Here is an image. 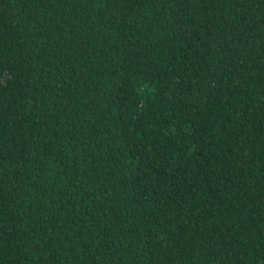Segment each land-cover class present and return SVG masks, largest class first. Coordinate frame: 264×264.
I'll return each instance as SVG.
<instances>
[{
    "label": "trees",
    "instance_id": "trees-1",
    "mask_svg": "<svg viewBox=\"0 0 264 264\" xmlns=\"http://www.w3.org/2000/svg\"><path fill=\"white\" fill-rule=\"evenodd\" d=\"M0 264H264V0H0Z\"/></svg>",
    "mask_w": 264,
    "mask_h": 264
}]
</instances>
